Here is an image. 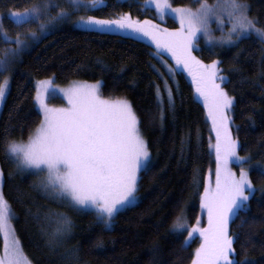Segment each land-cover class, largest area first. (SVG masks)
Masks as SVG:
<instances>
[{"label": "trees", "instance_id": "16d2710c", "mask_svg": "<svg viewBox=\"0 0 264 264\" xmlns=\"http://www.w3.org/2000/svg\"><path fill=\"white\" fill-rule=\"evenodd\" d=\"M42 2L0 0V15L23 12ZM144 2L104 0L102 6L95 9L85 6L87 10L82 7L78 14L85 18L93 15L116 19L128 13L139 21H156L153 10L143 7ZM246 2L249 16L257 21L258 27L264 28V0ZM170 4L194 10L199 0H170ZM57 11L51 10L49 16H55ZM48 19L42 17L17 27L4 18L2 25L11 39L17 34L23 39L38 32L39 25ZM70 23L43 37L9 71L0 74V81L9 76V89L0 114L1 191L9 203L11 224L23 253L31 264H191L199 239L194 238L184 247L185 232L177 235L170 229L181 209L188 226L196 224L198 217L200 227L205 224L199 197L204 177L208 173L212 176L215 163L202 101L184 73L167 71L148 44L117 34L85 31L74 27L75 21ZM166 26L175 28L176 23L168 20ZM6 46L0 43V57ZM195 53L205 64L212 60L219 62L220 73L225 77L223 88L234 101L232 134L238 142V155L246 158L244 165L254 188L247 210L230 223V234L234 237L232 258L235 264H264V43L250 35L220 52L200 48ZM49 78L57 86L102 81L101 95L127 99L138 117L150 163L146 171L139 173L135 206L118 212L110 229L98 224L90 212L74 211L53 199L39 187V177L18 171L5 157L9 139L26 140L39 124L35 82ZM165 82L172 92L171 104ZM157 87L162 105L158 103ZM50 102L62 104L57 99ZM49 210L64 213L72 221L71 232L51 242L48 233L52 226L45 231L43 220Z\"/></svg>", "mask_w": 264, "mask_h": 264}, {"label": "snow or ice", "instance_id": "6c2138e0", "mask_svg": "<svg viewBox=\"0 0 264 264\" xmlns=\"http://www.w3.org/2000/svg\"><path fill=\"white\" fill-rule=\"evenodd\" d=\"M102 3L103 0H87V5L92 8ZM145 3L154 6L160 18L170 11L180 27L169 31L150 20L133 19L128 13L116 19L82 16L75 23L85 31H130L142 35L155 45L157 56L167 52L175 65L183 66L191 77L195 94L202 100L211 131L215 134V144H209L215 151V185L209 176L204 177L199 200L201 210L207 213V225L200 227L198 217L196 224L188 226L181 209L170 231L177 235L187 232L184 247L190 245L196 234L199 235V246L192 255L191 264H235L230 223L247 210L254 189L249 171L244 167L246 158L238 155V143L232 136L230 125L234 101L218 83V80H224L218 75L219 62L212 60L205 64L193 55V50L201 33L211 45L213 37L209 22L213 17L221 32L225 22L230 25L227 36L221 38L223 43H233V35L239 40L253 33L264 41V28L258 27L257 21L249 16L246 0H216L212 5L199 0L195 10L172 7L170 0H145ZM82 7H85L82 0H67L64 6L57 0H43L23 12L10 11L9 17L14 26L20 27L47 16L48 21L39 25L40 31L44 32L48 24L66 20L68 9L80 11ZM53 9H58L56 15L49 16ZM12 42L6 33L0 35V43ZM14 43L16 47L6 49L0 57V74L7 71L11 62L9 58L17 56L25 46L19 34ZM53 84L51 78L37 82L34 99L39 106V124L26 140L9 139L4 148L5 157L18 171H30L40 177L39 187L53 199L74 211L90 212L98 224L110 229L119 211L135 206L139 173L141 169L146 171L150 163L148 145L140 132L138 117L127 99L104 98L101 95L102 81L91 84L72 82L59 89ZM8 85V78L4 77L0 81V101L5 98ZM165 87L171 104L172 92L167 89V82ZM57 93L67 101L66 107L48 105V98ZM157 99L162 105L159 87ZM232 161L240 164L238 175L229 167ZM11 219L9 203L0 191V235L4 240L0 264H31L15 236ZM43 220L45 231L47 226H52L48 233L49 242L65 237L72 230V221L64 213L49 210Z\"/></svg>", "mask_w": 264, "mask_h": 264}, {"label": "rangeland", "instance_id": "374dc122", "mask_svg": "<svg viewBox=\"0 0 264 264\" xmlns=\"http://www.w3.org/2000/svg\"><path fill=\"white\" fill-rule=\"evenodd\" d=\"M216 2V0H212L211 3H208L209 5H212ZM58 3H61L62 6L66 5L67 3V0H62V1H58ZM103 3H104V0H103ZM103 3L101 5H98L96 8L100 7L103 5ZM82 4L84 6H87L88 8H92L91 6H88L86 2H83L82 1ZM143 7L144 8H148V9H151L153 10L154 14L156 15V21H152L154 24H157L159 25L161 28H167L169 31H174L175 29L179 28L180 25H179V22L178 20H176L174 14H172L170 11L168 12V14H166L163 18H160L157 13H156V9L154 6H148L146 5V3L144 2L143 3ZM95 9V8H93ZM195 10V9H194ZM69 11V16L66 20L62 21V22H59V23H56V22H53L51 24H48V26L46 27L45 31L44 32H41L40 29L38 30V32L35 33V36H33L32 34H30L29 36H27L26 38H23L22 41L24 43V47L19 51V54L17 56H15L14 58L10 57V63L8 65V68H7V71H9V69H11V67L21 58V56L24 54V52L28 51L30 48H32L37 42H39L43 37L47 36L48 34H50L52 31H54L55 29H57L58 27H61L63 25H68V24H71L70 22L71 21H77L80 17H79V14H78V11H72L71 9H68ZM76 16H75V15ZM76 18H75V17ZM78 16V18H77ZM4 18H7L8 20L12 21L11 18L9 17V13L4 17L2 15H0V30H1V34L3 35L5 33L4 31V28H3V25H2V22H3V19ZM226 17H225V21H226ZM168 20H172L173 22L176 23V27L175 28H168L167 23H168ZM13 22V21H12ZM76 28H79V29H82L79 25H77L75 23ZM230 27V25L225 22V25H224V28H223V32H221L219 26H218V23L216 21V19L213 17L210 22H209V31H210V34L211 36L213 37V40H212V43L211 45H209L207 43V38L201 33V34H198V38H197V41H196V44H195V47H194V50H193V55L196 56V51H198L200 48H206L208 50H211L213 52H220L222 51L223 49L227 48V47H230L234 44H236L240 39L244 38H240L239 40L236 39V37L233 35V43L229 44V43H223L221 38L224 37V36H227L228 34V28ZM98 32V31H97ZM105 33H112V34H117V35H120V36H124V37H130L134 40H137V41H141V42H144L146 44H148L150 47H152L154 49L153 51V55L156 59L160 60L161 62H163V65L166 67V70L167 71H181L184 73L185 75V78L187 79V81L192 85V80H191V77L188 76L187 72H185L183 70V66H179L177 67L175 65V62L172 60L171 56L167 53V52H162L161 55L157 56L155 53H156V48H155V45L146 37H143L142 35H139V34H135V33H132L130 31H117V32H105ZM250 36V35H249ZM251 36H254L256 38H258L260 41H262L261 38H259L258 36H256L255 33L251 34ZM247 37V36H246ZM12 43L10 44H7L6 46V49H14L16 46H15V39H12ZM264 43V41H262ZM5 49V50H6ZM4 50V52H5ZM4 52L2 53V56L4 55ZM197 57V56H196ZM169 60L171 63H172V66H169V63H167V61L165 60ZM219 67V65H218ZM6 71V72H7ZM219 76H222L221 73L219 72L218 73ZM6 77L8 78V81H9V76L6 75ZM224 77V76H222ZM37 82H35V94H36V85H37ZM218 83H221V87H223V84L225 83V77H224V80L223 81H219L218 80ZM91 84V83H90ZM70 85V84H69ZM69 85L67 86H57L55 84H53V87L54 88H66L68 87ZM193 86V85H192ZM8 89H9V85H8ZM8 89H7V92H6V96H7V93H8ZM196 95V94H195ZM6 96L5 98L0 101V114H1V111H2V108H3V105H4V102H5V99H6ZM197 98V96H196ZM52 99H57V100H60L62 102L61 105H58V104H54V103H51L50 101ZM198 99V98H197ZM202 101V100H201ZM200 102V101H199ZM47 103L50 107H66L67 106V101L63 98L62 94H55V95H52L48 98L47 100ZM203 106V102H200ZM35 106L39 112V106L36 104V101H35ZM204 108V106H203ZM205 111V109H204ZM231 112H232V109H231ZM205 116H206V120L207 122L209 123V127H210V131H211V122L208 120V117H207V114L205 112ZM230 128H231V125H230ZM231 132H232V129H231ZM211 136H212V145L215 144V134L211 131ZM233 136V134H232ZM234 138V137H233ZM238 143V142H237ZM237 152H238V147H237ZM211 153L213 155V159H214V169L212 171V176L210 177L209 173L206 175V176H209L210 179H211V182H212V185L214 186L215 185V167H216V158H215V151H214V148H211ZM229 167L232 168V170L234 172H236V174L238 175L239 174V171H240V164L236 161H232L230 162L229 164ZM244 167L248 170V168L244 165ZM143 170V169H141ZM249 171V170H248ZM1 172V171H0ZM29 173H32L30 171H28ZM40 178V177H39ZM1 187H2V176H0V191H1ZM254 189V188H253ZM44 191V190H43ZM45 192V191H44ZM252 195V194H251ZM250 195V196H251ZM126 209V208H125ZM124 210V209H122ZM121 210V211H122ZM83 212H87V211H83ZM120 212V211H119ZM202 215H203V218H204V227L207 225V213L205 211L202 210ZM200 226H201V223H200ZM187 235V232L185 231V236ZM1 237V244H0V256L3 255V245H4V240H3V236L0 235ZM194 238H198L199 239V235L196 234L194 236ZM193 238V239H194ZM192 239V240H193ZM192 240L190 241V243L192 242ZM199 242H200V239H199Z\"/></svg>", "mask_w": 264, "mask_h": 264}]
</instances>
